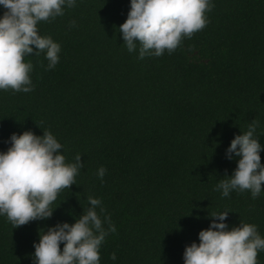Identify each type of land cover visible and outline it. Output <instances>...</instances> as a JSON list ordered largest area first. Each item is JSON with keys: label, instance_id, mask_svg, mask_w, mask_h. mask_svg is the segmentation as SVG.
Returning <instances> with one entry per match:
<instances>
[{"label": "trees", "instance_id": "obj_1", "mask_svg": "<svg viewBox=\"0 0 264 264\" xmlns=\"http://www.w3.org/2000/svg\"><path fill=\"white\" fill-rule=\"evenodd\" d=\"M212 5L206 25L171 54L142 59L118 31L129 0H76L38 22L39 34L60 44L59 60L47 69L43 51L29 54L32 90L0 89V151L12 132L48 130L66 162L80 154L83 166L50 217L13 227L0 215V264H34L40 230L72 223L88 196L100 198L116 227L100 245V264H183L184 246L223 210L229 227L254 223L264 236V181L255 198L214 190L235 167L224 157L233 134L255 122L264 146V0ZM259 155L264 164V147Z\"/></svg>", "mask_w": 264, "mask_h": 264}, {"label": "clouds", "instance_id": "obj_2", "mask_svg": "<svg viewBox=\"0 0 264 264\" xmlns=\"http://www.w3.org/2000/svg\"><path fill=\"white\" fill-rule=\"evenodd\" d=\"M76 0H0V89L30 92L31 61L24 57L44 52L47 69L59 60L60 44L49 35L38 32V22L63 15L65 7ZM212 0H129V9L118 31L127 50L145 55L171 54L183 38L202 29L207 23L205 12ZM71 21L70 24H74ZM255 122L247 130L233 134L224 149L225 159L235 158L231 174H225L214 186L221 196L233 190H249L258 196L264 181V164L259 155L262 147L254 135ZM0 151V215L13 227L52 215L50 204L63 188L75 184V176L83 166L80 154L66 162L60 151L63 145L48 131L41 135L26 129L12 132ZM100 166L96 175L103 177ZM88 206L72 223L58 221L40 230L33 241L34 264H100L99 248L109 232L116 227L101 206L99 197L88 196ZM228 210L208 214V226L197 232L196 240L186 244L183 264H257V252L264 250V236L254 223L239 220L238 225L226 223ZM103 214V215H102ZM62 243V247L60 246ZM109 258L116 260V253Z\"/></svg>", "mask_w": 264, "mask_h": 264}]
</instances>
